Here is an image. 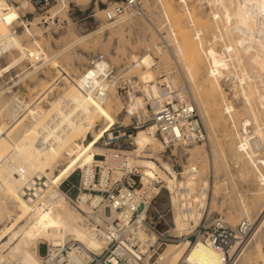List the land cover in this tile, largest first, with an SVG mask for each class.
Masks as SVG:
<instances>
[{
    "label": "bare ground",
    "instance_id": "bare-ground-1",
    "mask_svg": "<svg viewBox=\"0 0 264 264\" xmlns=\"http://www.w3.org/2000/svg\"><path fill=\"white\" fill-rule=\"evenodd\" d=\"M16 1L20 6L17 7L9 3L8 0H0V58L16 51V53H20V57L18 54L15 57L12 55L11 64L12 62L20 63L21 57L29 59L34 67L29 76L36 74L48 63H51L52 68H55L58 73L52 82L43 81L40 90L36 92L34 98H30L29 106L26 107L23 103L25 101H18L19 97L10 98L5 89L0 86V226H4L0 228V263L42 264L41 260L45 254L40 253V247L43 243H46L47 247L48 244L64 243L68 240L78 241L88 248L100 252L105 243L95 237L93 226L99 224L103 227L104 220L95 215L88 206H82L83 211L75 208L71 204L70 197L61 188V183L76 169L85 171L88 166L91 168L97 161L96 156L100 155L98 153L103 152L104 155H109L115 151L112 148L102 150L97 147V144L106 133L111 132L112 128L119 123L110 99L113 89H117V78L104 80L98 77L105 72V67H103L105 64L101 63L97 67L87 68L75 79V75L64 70L65 68L57 60L61 53L50 56L43 48L42 43L37 40L34 41L33 46H25L21 39L23 34L20 35L16 32L15 25L24 26V35L33 36L28 24L22 20V14L26 11L30 12L34 5L30 0ZM58 1L60 2L59 6L51 10V17H46L47 20H53L59 13H65L70 2L76 3L78 6H85L90 2V0ZM159 1L168 25V30H165L167 35L161 34L160 38L166 39V41L170 40V43L169 40L167 41L168 46L172 44L174 47L169 50L173 55H176L177 61L181 64L175 66L178 74H184V78L192 83V85L189 84L191 89L179 86L184 97L187 100L192 97L199 99L202 113L208 117V120L212 114H217V97L222 98L221 105L225 121L227 120L226 123L230 121L240 138L237 145L238 158L244 159L246 166H251L258 179V189L252 194V198H240L242 209L237 213L235 220L238 221V225L245 222L247 228H250L253 218L252 209L261 200H264V160L257 156V152L261 153L259 152L260 144L264 140V0H207L209 11L206 19L197 16V10L190 5L189 0H178V4L183 10L182 14L175 9L173 0ZM200 6L202 7V4ZM143 7L139 8L141 13ZM111 9L113 7L108 10ZM108 10H101L100 13L107 18ZM136 12L137 10H134L130 14L135 15ZM123 17L116 19H124ZM183 19L187 20L191 29L183 27ZM120 20L108 26H113ZM36 23H32V25L36 32H40ZM104 29L105 26H102L99 30L80 36L76 42H84L95 37L94 35ZM156 47V50H163L159 46ZM135 59V67L144 66L146 69L141 71L140 77L144 84L142 94L151 96L152 91L157 94L154 57L150 53H145ZM39 60H44V64L38 65ZM205 68V82H200L201 72ZM85 72L91 73L89 78L92 89L102 86L107 91L105 98L98 100L94 97L92 89H86L88 78H85ZM232 74L237 76V81L240 83V86L235 88V95L244 98L243 113H241L244 118L240 122L239 111L229 102L223 86V82L227 81ZM168 78H170L171 84L177 85L173 76L170 75ZM61 81H65L68 87L74 86L73 90L67 94L63 93L50 102L49 108L45 107L46 109H44L41 106L42 101L54 91ZM129 83L134 84L133 81H129ZM135 87L139 88L138 84H135ZM135 95L132 93L123 123H127L132 115L140 108H144L143 98L139 99ZM196 106L198 109V104ZM146 112L148 114L147 109ZM109 124H113V126L108 128ZM210 126L208 125V127ZM211 127L210 130H212ZM251 127L254 130V136L248 134ZM242 128L247 135L239 130ZM90 134L94 137L88 141ZM109 136L112 138L113 135L109 133ZM229 136L233 137V133ZM133 139V145H136L138 149L120 151L129 154L131 164L143 168L144 183H147L151 178L163 179L170 190H173L176 185L184 187L187 193L196 192L199 188L195 190L194 185L198 183V186H204L206 193L208 182L199 181L201 179L200 171L195 176L190 173L186 181L181 183L178 182L177 174L172 167L165 162L164 172L168 173L172 180L170 181L169 177L164 178L163 171H160L154 161V159L159 160L160 157L145 153L148 147L157 152L158 147L163 150L166 146L155 135L154 127L141 128ZM178 145L184 144L171 146L177 147ZM96 152L98 153L96 154ZM191 155L199 157L198 152L191 153ZM140 157L150 160L144 161V159H139ZM194 168L197 167L191 166L189 172H192ZM244 168L246 167L244 166ZM247 171L249 173V170ZM248 173L246 172V174ZM173 203L176 205L174 197ZM198 216L191 214L185 218L175 211L176 228L174 231L177 233L188 231L191 228L189 221H198ZM261 223L264 226V220ZM238 240L237 237L230 248L224 251L218 250L203 240H198L190 248L187 242L180 245L168 244V247L172 245L176 247L172 249L170 247V250L167 249L164 253L159 254L156 262L152 263V257L148 256L136 264H168L170 261L175 262L181 258L185 264H226L227 255L236 251L237 245H239ZM260 254L259 257H262V253Z\"/></svg>",
    "mask_w": 264,
    "mask_h": 264
},
{
    "label": "rangeland",
    "instance_id": "rangeland-1",
    "mask_svg": "<svg viewBox=\"0 0 264 264\" xmlns=\"http://www.w3.org/2000/svg\"><path fill=\"white\" fill-rule=\"evenodd\" d=\"M8 1L17 7L20 6L16 0ZM30 1L32 3V0ZM121 1L122 0H90L89 4L85 6H78L76 3L70 2L65 13H59L53 20H47L46 17H51V10L55 7H58L60 4L58 0H55L47 9L39 10L37 8H32L30 12L26 11V13L22 14V20L28 24L29 28L33 32V36L24 35V26L15 25V30L18 34H23L21 39L25 46H33L34 41L37 40L42 43L43 48L50 56L61 53L57 60L60 62V65L65 68L64 70H68L76 76H74L75 79H77L79 75L86 71V69L89 68L98 57L103 56L106 60H110L109 62H111V64L114 66V77L117 78V89H113L110 99L113 104L115 117L119 120V123H117L112 128L111 132H115L114 136H119V134L128 135L131 131H134V137H136L138 131H140L141 128L145 129L148 127L144 124V120H146L148 114L146 112L147 95L142 94L144 92V84L140 79L142 73L141 71L146 69L144 66L140 68L135 67V58H139L145 53H150L154 57V74L156 82H160L164 78H167L169 75H171L175 78L176 84L181 88L187 87L188 89H191L190 85H192V83L187 78H184V74H178L179 72L175 66H177V64L179 65L180 62L177 61L176 55H173L171 50H169L173 49L174 46L172 44L171 46H163L161 48L163 50L161 51L155 49L156 46H160V43L166 40L160 38V35H167L166 31L168 30L166 17L161 11L160 1L141 0L140 6H144L143 12L141 13L140 11H137L135 14L136 16L130 14L132 11L128 12L127 15H129H126L127 17L124 16V19H121V17V20H108L104 14L100 13L101 10H108L109 8L114 7L116 4H120ZM189 2L191 6L196 8L197 16L206 19L207 12L209 11L208 1L189 0ZM201 4L202 7L200 6ZM173 5L175 9L182 14L183 10L178 4V0H173ZM117 20H120V23L117 22V24L113 26H108ZM32 23H36V27L40 29V32L35 31ZM182 25L187 29H191L186 19L182 20ZM102 26H105V29L97 35H94L95 37H92L84 42H76L80 36L99 30ZM168 40L169 39H167V41ZM17 54L18 53L14 51L0 58V86L5 89L7 96L10 98L19 97L17 98V100L20 99L18 101H25L23 103H25L26 107L29 106L30 98H34L36 96V92L40 90L43 81L48 83L52 82L57 76L58 72L55 68H52L51 63H48L44 65L42 69H40L36 74L29 76V73L34 69L29 59L21 57L22 61H20V63L12 62L11 64L12 55L15 57ZM19 55L20 53L18 56ZM37 63L38 65H43L44 60H39ZM129 69L133 70L130 71ZM235 76V74H232L227 79V81L223 82V86L225 92L227 93L229 102H231L239 111L238 119H240V122L244 118V116L241 114L243 113L242 109L244 105V98L240 95H235L236 86H240V83L237 81V76ZM205 78L206 68L202 70L199 81L205 82ZM229 79L232 80L230 81ZM129 81H133L134 84H130ZM58 84L54 91L42 101L41 106L44 109L50 107V102L60 97L63 93H69L74 88V86L68 87V84H66L65 81H61ZM135 84H138L139 88L135 87ZM132 93L134 95L136 94L135 96L139 99L143 98L144 108H140L134 115L130 117L127 123H123L126 118V110L130 104V99L132 98ZM193 98L194 97H192V99L190 98V101H196L194 103L196 105L198 104L199 114L202 120L204 119L203 123L207 131L208 141L204 144L196 143L189 145H178L177 147H167L164 145L165 148L162 150L160 147H158L157 152H154L150 147H148L145 153L155 154L160 157L159 160L154 159V161L160 168V171H163L162 173L164 178L169 177L170 181L172 178L168 175V173L164 172L165 162L166 164H169L177 174L178 182H185L190 173L189 168L191 166H196L198 171H200L199 173L201 174V176H199L201 179L198 177V179H200L199 181L208 182V211L211 218H220L229 227L236 229L239 226L238 221H235L237 219V213H239L240 209H242V206L240 205V198H252V194L258 189V179L256 175H254L251 166H246V161L244 159L241 160V158H238L237 145L240 142V138H238L236 133L237 130L231 126L232 124H230V121H228L229 123H226L227 120L225 121L221 105L222 98L220 96L217 97V114H212L209 117V120L208 117L204 116L202 113L201 102L199 99ZM209 123L213 127H211ZM208 125L212 130H210ZM112 126L113 124H109L108 128H111ZM239 130L242 131L244 135H247L243 128ZM109 133L105 134L104 138H102L97 144V147L102 150H107L110 148L128 151L136 148L138 149L136 145H133V138H128L125 136L118 141H109ZM229 133H233V137L229 136ZM248 134L254 136V130L252 127L249 129ZM93 137L94 136L90 134L88 136V141H91ZM260 145L261 147L259 152L261 153L257 152V156L261 159L263 158L264 160V140L261 141ZM188 149L192 152H190ZM213 149L216 150H214V153ZM194 152H198L200 158L192 157L191 153ZM97 153L98 152H96V154ZM98 154L100 155H97L96 159L101 160L104 153L101 152ZM139 159L144 158L140 157ZM146 160L150 159L145 158L144 161ZM244 166L246 168H244ZM247 170H249V173ZM142 171L143 168L141 167V172ZM246 172L250 175L246 174ZM79 173V170L75 172L71 178L72 182H77ZM254 176L255 178H253ZM160 180L163 181V184H166V181L163 179ZM198 185V183H195V190L197 188H201ZM215 185L218 186L216 187ZM67 188H69V185L67 184L62 186L63 190H66ZM72 193H74V190ZM169 208L170 197L168 192L164 190L153 202V205L150 209L149 218H155L156 210L165 212L168 211ZM263 208L264 200H261L259 204L252 209L253 218L250 230L246 235H238L239 245H237L236 251L234 250V252L231 253L230 258L227 256L226 264H264V226L261 223V221L264 220ZM230 219H233L234 221ZM169 221L174 227L172 215H169ZM3 227L4 226H0V228ZM160 228L164 230L166 227L162 225ZM191 246H193V244ZM191 246H189V248ZM174 247L176 246H163L159 254H162L167 249L170 250ZM45 250L46 243H43L40 247V253L44 255ZM259 252L262 253V257H259ZM159 254L151 258L152 263L156 262ZM168 264L185 263L182 262L181 258L175 262L170 261Z\"/></svg>",
    "mask_w": 264,
    "mask_h": 264
},
{
    "label": "built area",
    "instance_id": "built-area-1",
    "mask_svg": "<svg viewBox=\"0 0 264 264\" xmlns=\"http://www.w3.org/2000/svg\"><path fill=\"white\" fill-rule=\"evenodd\" d=\"M55 0H32L34 8L47 9ZM140 8V0H122L113 9L108 10V20L125 16L128 12ZM168 45L165 40L159 48ZM157 48V47H156ZM105 64L104 71L98 77L110 80L114 77V66L103 56L98 57L90 66ZM85 87L92 89L89 76ZM170 76V75H169ZM170 78L157 82V94L146 96L148 116L144 120L146 126L155 128V135L168 147L174 144H198L208 141V135L194 102L187 100L178 85L171 84ZM152 87V86H150ZM119 89V88H118ZM96 99L105 98L107 91L102 86L92 89ZM109 141H118L127 136L134 138V131L119 134ZM129 154L115 150L109 155H103L91 168L76 169L61 183L69 185L65 193L70 197L71 204L83 211L82 206H88L104 220L105 225L91 223L95 237L105 243L98 252L84 244L68 240L64 243L48 244L42 264H136L148 256L159 254L163 246L180 245L187 242L189 246L198 240L209 242L218 250H228L238 235H246L250 228L245 222L236 229L229 227L222 219H212L208 211V189L204 186L196 192L187 193L184 187L174 186L170 190L167 183L151 178L143 182L141 167L131 164ZM79 170L77 182H72V176ZM191 175L198 173L194 168ZM189 173V174H190ZM184 181H181V183ZM74 190V193H72ZM166 190L170 197L168 211L156 210L155 218L150 219L149 213L156 198ZM189 195V196H188ZM176 199V205L173 203ZM175 211L185 218L189 215H199L198 221L191 220L190 229L186 232H175ZM172 215V223L169 221ZM166 228L162 230L160 227ZM251 227V226H250ZM230 257V254L227 255ZM2 264V263H0Z\"/></svg>",
    "mask_w": 264,
    "mask_h": 264
}]
</instances>
